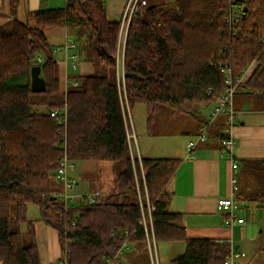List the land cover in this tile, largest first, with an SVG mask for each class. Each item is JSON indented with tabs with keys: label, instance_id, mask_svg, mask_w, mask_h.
Masks as SVG:
<instances>
[{
	"label": "trees",
	"instance_id": "obj_1",
	"mask_svg": "<svg viewBox=\"0 0 264 264\" xmlns=\"http://www.w3.org/2000/svg\"><path fill=\"white\" fill-rule=\"evenodd\" d=\"M105 2L67 0L64 8L31 12L25 21L13 18L0 25V264H42L30 206L40 211L35 222L57 233L68 264H106L126 230L132 236L119 262L126 264L125 257L133 255L131 264H151L137 187L141 192L147 188L156 208L157 244L185 243V252L171 264H225L230 241L189 238L184 215L169 211L167 187L181 160L132 159L127 109L145 105L149 128L163 106L174 116L194 118L201 127L207 121L203 110L214 104L207 90L212 88L214 97L224 92L222 63L236 79L246 74L237 109L246 95L264 110V0L148 3L128 32L124 81L118 75L120 23L109 21ZM52 28L75 29L80 53L86 44L97 72L71 77L80 85L67 91L64 63L46 36ZM37 66L46 93L32 92ZM57 108L66 109V122L62 115H49ZM222 128L223 122L209 130L221 148ZM65 151L73 164L116 162L117 193L101 203L65 209L54 196L60 191L55 182ZM239 165V187L245 188L239 191L241 206L249 202L264 209V160ZM253 180L258 189L250 192ZM23 226L28 227L29 245H23Z\"/></svg>",
	"mask_w": 264,
	"mask_h": 264
},
{
	"label": "crops",
	"instance_id": "obj_2",
	"mask_svg": "<svg viewBox=\"0 0 264 264\" xmlns=\"http://www.w3.org/2000/svg\"><path fill=\"white\" fill-rule=\"evenodd\" d=\"M66 3L67 0H9L6 3L0 4L5 5L3 7V10L5 12L8 13V10H10L13 13L11 16H9L11 19L7 20L8 22L13 18L18 19V10H20V13L24 15V20H26L29 13L31 12L49 9H61L66 7ZM105 3L109 21L119 22L124 6V0H106ZM1 10L2 8H0V11ZM119 74L120 77H122L124 74L123 56H121V58L119 59ZM208 109L210 108L201 110H207L208 112ZM238 111L240 114L244 115V118H240L241 123H239V125L234 130V135L237 143L233 151L235 158L238 162H241L242 160H264V110L256 105L254 96L245 95V97H242L240 103L238 104ZM207 115L208 114H205V116ZM130 120L132 126H134L132 122L131 112ZM223 120L224 119L222 117L219 118L216 121V124L221 125ZM195 122L196 124L193 125V127L182 130L183 135L186 136V139L189 138V140L185 145H183L182 149L179 152L178 150L174 152L173 150L168 148L164 149V152L167 153V158H161V156H153V154L148 152V149L142 148L139 143L138 145L136 144V147L141 158L181 160V164L177 173L174 175L173 179L167 187V193L170 198L169 211L173 213H181L184 215L183 220L184 225L187 229L188 237L206 238L218 241H230L231 236L235 238V234L238 230L244 231L247 227L246 222L243 225L235 224L233 229L226 227L224 224L225 215L217 211L218 200L221 198H227L231 194V158L226 150L218 145L216 146L214 144V140L210 139L208 143L198 145L192 153L194 158L188 159L187 157L189 153L187 152L186 146L189 142L196 140L197 135L200 131L198 121L195 120ZM147 135L149 138H152L151 131L148 132ZM138 146L140 149L138 148ZM80 167L81 172H87L92 166L86 165V163H82ZM75 168L71 170L70 175L72 172H74V170H76ZM80 177L81 179L85 178L84 175H81ZM76 184L78 185L77 181ZM249 185L250 192H252L254 190L252 182H250ZM61 187H63V185ZM98 188L99 186L97 187V189ZM240 189L241 191H245V188L242 189L239 187V191ZM96 191H94V193H98ZM105 196H107V194ZM244 204H246L244 208L247 209L251 205H255L249 202L242 203V205ZM255 206L257 207V205ZM258 210L261 211L263 209L258 208ZM37 224H39V226L41 227L40 230L42 240L46 243V253L49 264H58L59 260L57 261V259L60 256L58 255L59 253L53 243L55 240L59 244L57 233L43 223L37 222ZM50 230L54 233H51ZM37 236L38 233H36V240L39 241L40 234L38 237ZM169 244V248L173 249L174 246H176L175 244L177 243ZM236 247H239L238 251L242 252L239 245L235 246V248ZM260 251L264 253V248H261ZM260 251L258 253L259 257L261 256ZM184 252L185 249L183 252L182 250L177 249L174 252L175 258L179 255H182ZM39 253L42 264H46L45 262H43V257L40 249ZM132 256L133 255H128L127 257H125L126 264H131L130 259H132ZM244 264L251 263L246 261ZM257 264H264V259L259 260L258 258Z\"/></svg>",
	"mask_w": 264,
	"mask_h": 264
},
{
	"label": "rangeland",
	"instance_id": "obj_3",
	"mask_svg": "<svg viewBox=\"0 0 264 264\" xmlns=\"http://www.w3.org/2000/svg\"><path fill=\"white\" fill-rule=\"evenodd\" d=\"M9 0H0V3H6ZM149 4H173L174 0H147ZM5 5L0 4V25L7 22L11 19L13 13L8 10V13L3 10ZM9 7V6H8ZM16 8V7H15ZM17 18L21 21L24 20V15L20 13V10L17 12ZM67 32V33H66ZM75 29L69 28L67 31L63 28H52L46 31V36L49 43L56 49L57 47L63 46L67 41H75ZM78 50L79 53V67L78 71L72 72L69 71L71 77H81V76H93L97 72L93 67V61L89 56V52L86 44H82ZM72 53V52H71ZM56 54V53H55ZM56 59L63 63L64 58L61 53L56 54ZM63 72L65 76V65L63 64ZM241 101V100H240ZM212 110L210 109L204 111V114H209ZM207 112V113H206ZM132 122H133V131L136 134V143L140 144L142 148L148 149V152L153 154V156H161V158H167V153L164 152L165 148L171 149L174 152H178L182 149L183 145L189 140L186 139V136L183 135L182 130L191 128L196 124L195 119L190 116H174L170 112V108L163 106L155 124L148 128L147 124V108L145 105H137L131 111ZM239 118H244V115L239 114ZM127 120L129 121V110L127 109ZM129 123V122H128ZM241 123V121H240ZM151 131V137L149 138L147 133ZM186 140V141H185ZM139 148V146H138ZM140 149V148H139ZM170 158V157H169ZM177 158V157H173ZM86 165H91L92 167L87 172H81L82 163H76L74 172L71 173V178L78 182V185L75 186L73 191H70V195H79V194H95L94 191L100 192L98 198H96L98 203L106 201L110 196H113L117 193V180L120 173V168L116 162H84ZM85 165V164H83ZM95 165V166H93ZM81 175H84L85 178L81 179ZM74 177V178H73ZM241 183V182H240ZM56 187L61 189L62 185L57 181L55 182ZM99 188L97 189V187ZM252 185L258 189L257 181L253 180ZM94 187V189H93ZM96 188V189H95ZM241 188V185H240ZM102 192V193H101ZM107 194V196H105ZM246 204L242 205L236 214L238 217L244 219L247 224V227L244 231L238 230L235 234V238L231 236L232 244L235 246H240L241 251L245 253L246 257L241 258L238 263L244 264L246 261L251 264H257L259 260L264 259V253L260 251L261 248H264V209L258 210L255 205H251L248 209L244 208ZM72 206V204H70ZM28 218L34 221L35 232L40 234L38 247L42 253L43 262L49 264L47 253H46V243L42 240L41 230L39 224H37L38 218H40V211L35 206H30L28 210ZM225 220V219H224ZM46 229V228H45ZM49 230V229H48ZM51 231V230H50ZM22 241L23 245H29L30 240L28 237V227H22ZM51 233H54L51 231ZM37 236V237H38ZM54 245L58 251L57 261H61L65 257L63 247L54 240ZM169 243H160L158 245L159 250V261L160 264H171V261L175 259L174 252L179 249L182 252L185 249L184 242H178L175 244L174 248H169ZM259 251L261 256H258ZM145 256V255H144ZM143 260L141 263H143ZM145 263V262H144ZM143 263V264H144Z\"/></svg>",
	"mask_w": 264,
	"mask_h": 264
},
{
	"label": "built area",
	"instance_id": "obj_4",
	"mask_svg": "<svg viewBox=\"0 0 264 264\" xmlns=\"http://www.w3.org/2000/svg\"><path fill=\"white\" fill-rule=\"evenodd\" d=\"M148 5L147 0H124V6L120 18V34H119V59L124 54L126 39L131 24L138 19L139 13L143 7ZM237 18H240V10L236 11ZM79 45L76 41L70 42L67 41L63 46L57 47L54 49L56 54L61 53L64 58L65 65V87L66 90L70 85L78 87L79 81L71 79L69 71L76 72L78 71V61H79ZM72 52V53H71ZM124 58V57H123ZM41 62V59H38ZM221 73L224 77V92L219 97H214V90L212 88L207 90V96L214 98V104L212 106L211 112L206 116V122L200 127L199 134L197 135L196 140L189 142L186 146L187 152L189 153L188 159H193V151L200 144H206L210 141V127L213 126L219 118H223V128L222 134L224 139L221 142V146L226 150L231 158V194L227 198H221L217 202V211L225 215L224 224L226 227L233 229L235 224H245L244 219L237 216L236 212L241 208V202L238 198L239 196V170L240 165L237 159L235 158L233 151L237 145L234 130L238 126L240 118L239 111L236 106V96L239 92L240 86L244 83L246 74L242 75L240 79H236L232 68L219 64ZM118 75L119 74V64H118ZM124 81V74L120 77ZM129 110V109H128ZM49 115L53 118H58L60 115L63 116V122L67 120V111L66 109H54L49 112ZM129 122H130V131L128 133L129 147L131 151V157L134 160L137 156L140 158L138 149L136 147V134L133 131V126L130 120V110H129ZM66 150V146H64ZM75 168L65 151L64 158L59 164V168L56 174V180L63 185L62 189L55 193L54 196L60 198L63 202L65 209L78 205H92L98 203L96 198L101 196L99 193L95 194H79V195H70L69 192L73 191L76 184V181L70 178V172ZM144 174V172H143ZM144 185L145 184V178ZM138 202L142 213V219L140 224L144 227L146 233V243L149 253V258L151 264H160L159 261V250L158 244L155 237L154 224L152 219V213L156 210L155 206L151 204L149 199V194L147 188L145 187L144 192H141L139 187H137ZM72 204V206H70ZM124 242L120 246L117 253L113 258H107L106 264H121L119 259L123 256L126 249L129 246V238L132 236V233L129 230L124 231ZM117 234L113 233L112 237H116ZM231 244V253L229 258L226 260L225 264H239L238 261L241 258H245L246 255L243 252L235 250V246ZM58 264H68L66 259H63Z\"/></svg>",
	"mask_w": 264,
	"mask_h": 264
},
{
	"label": "water",
	"instance_id": "obj_5",
	"mask_svg": "<svg viewBox=\"0 0 264 264\" xmlns=\"http://www.w3.org/2000/svg\"><path fill=\"white\" fill-rule=\"evenodd\" d=\"M41 67L37 66L32 69V92L34 93H46L47 83L44 78L41 77ZM236 247L235 250H238Z\"/></svg>",
	"mask_w": 264,
	"mask_h": 264
}]
</instances>
